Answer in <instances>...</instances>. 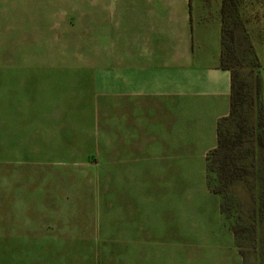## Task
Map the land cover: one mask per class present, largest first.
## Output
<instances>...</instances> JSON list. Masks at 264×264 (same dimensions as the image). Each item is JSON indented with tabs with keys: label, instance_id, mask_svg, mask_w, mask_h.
I'll list each match as a JSON object with an SVG mask.
<instances>
[{
	"label": "rangeland",
	"instance_id": "rangeland-1",
	"mask_svg": "<svg viewBox=\"0 0 264 264\" xmlns=\"http://www.w3.org/2000/svg\"><path fill=\"white\" fill-rule=\"evenodd\" d=\"M81 1L0 0V264L34 263L26 247L19 260L10 251L8 261L3 235L12 234L43 240L34 245L41 264H222L208 249L193 258L192 235L212 231L211 202L196 179H186L185 191H114L111 117L98 116L81 74ZM234 1L227 27L237 34L226 63L237 76L238 104L206 177L244 264H264V146L257 141L264 135V0ZM177 203L174 220L186 235L172 241L160 231ZM17 204L39 220L1 221ZM128 210L134 223L152 221L148 242L123 235ZM224 263L237 264L228 256Z\"/></svg>",
	"mask_w": 264,
	"mask_h": 264
},
{
	"label": "crops",
	"instance_id": "crops-1",
	"mask_svg": "<svg viewBox=\"0 0 264 264\" xmlns=\"http://www.w3.org/2000/svg\"><path fill=\"white\" fill-rule=\"evenodd\" d=\"M81 3V74L83 84H91L98 116L111 117L114 191H185L186 179H196L211 202L212 231L192 235L193 258L208 249L221 256L222 264L226 256L244 264L222 199L209 190L206 177V155L218 143L217 123L230 112L232 72L222 60L223 0ZM227 28L231 46L237 32ZM11 206L16 214L1 217L7 225L40 218L25 205ZM179 208L177 203L168 209L172 218L161 229L162 238L185 239L181 223L174 220ZM128 212L123 235L129 242H142L136 239L142 237L148 242L152 221L134 223ZM3 238L8 261L10 251L19 260L26 247L33 252V264H41L40 248L34 246L41 244L40 237ZM207 242L224 246L211 248Z\"/></svg>",
	"mask_w": 264,
	"mask_h": 264
},
{
	"label": "trees",
	"instance_id": "trees-1",
	"mask_svg": "<svg viewBox=\"0 0 264 264\" xmlns=\"http://www.w3.org/2000/svg\"><path fill=\"white\" fill-rule=\"evenodd\" d=\"M234 0H223V4H222V19H223V29H222V60L224 62V64L229 65L226 63V58L229 56V52L231 50L230 47V43H229V39L230 34H229V30L226 27L227 26V12H228V7L231 4H234ZM230 66V65H229ZM231 68V72H232V85H231V95H230V112L228 114V116L220 119L217 123V139H218V143L216 148H214L213 150H211L207 155H206V169H207V163L209 160V157L211 154H215L217 152H219V149L221 147H223L224 145V135H223V127L225 126V124L234 116L235 112H236V107L238 104V88H237V76L234 72V70ZM260 127L263 126L262 123V109H260ZM258 143L261 146H264V135H262L261 137L257 138ZM218 193V192H215ZM222 207V206H221ZM224 209L222 208V212ZM234 230V229H233Z\"/></svg>",
	"mask_w": 264,
	"mask_h": 264
}]
</instances>
